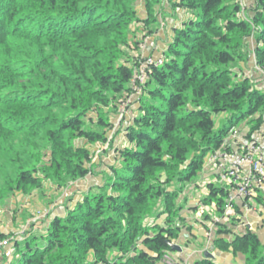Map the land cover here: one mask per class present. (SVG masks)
<instances>
[{"label":"trees","instance_id":"trees-1","mask_svg":"<svg viewBox=\"0 0 264 264\" xmlns=\"http://www.w3.org/2000/svg\"><path fill=\"white\" fill-rule=\"evenodd\" d=\"M137 1L0 0V161L2 167H16L14 184L4 172L9 192L39 188L40 175L66 185L89 174L88 145L105 137L85 130V120L92 122L90 112L100 115L116 95L137 86L133 76L141 58L130 60L121 50H139L132 39L142 23ZM156 3L143 0L149 16ZM171 9L174 17L178 10L191 17L172 28L161 64L145 69L127 147L117 149L122 166L110 169L105 185L111 192L88 191L63 217L51 218L40 238L14 240L3 250L1 264H13L14 251V264H165L175 231L143 229L142 219L161 198L170 218L177 192L167 194L165 187H182L195 177L232 127L246 119L256 124L249 122L251 131L261 125L262 116L254 119V114L264 110V90L252 78L233 80L228 67L242 59L239 51L249 50L247 40L253 36L255 63L264 72V0L244 7L238 0H174ZM153 21L143 22L147 27ZM222 113L226 120L217 129L213 115ZM21 137L29 150L13 158V144ZM35 139L49 146L46 160L37 145L31 146ZM209 189L221 217L226 190ZM231 220L235 224L236 218ZM217 225L224 233L226 226ZM217 245L227 247L225 240ZM230 248L245 256V264H264V247L247 229ZM196 264L215 263L205 259Z\"/></svg>","mask_w":264,"mask_h":264},{"label":"rangeland","instance_id":"rangeland-1","mask_svg":"<svg viewBox=\"0 0 264 264\" xmlns=\"http://www.w3.org/2000/svg\"><path fill=\"white\" fill-rule=\"evenodd\" d=\"M170 1L174 0H158V3L152 6L151 16L145 11L143 0L137 1L136 11L142 23L139 26L141 30L138 31L136 29L138 31H136L137 37L132 39L137 43L139 42V50L125 47H121V50H125L130 60L141 58V65L139 64L136 68L139 73L134 70V75L136 72L139 80H135L137 81V86L133 85L131 87V93L115 96L113 102L116 103V106L112 102L108 107H104L102 112L100 111V115L90 112L89 116L92 118V122L85 120V130L103 133L105 140L88 145L92 158L87 164L89 174L83 180L69 182L66 185L63 184L62 180L61 185H58L57 182L43 178L40 175L41 186L39 188H31L24 193L17 190L9 192L6 189L7 185L3 181L4 172L7 171L10 174V178H12L10 182L14 184L15 176L13 177V175H15L14 168L16 167L14 165L2 167V161H0V236H5L4 238L9 241L8 246L12 247L14 240L23 241L32 235L40 238L46 231L51 218L63 217L76 203L83 200L84 195L88 191L95 190L93 192L95 194H99L101 191L111 192L110 189L105 188V185L111 178L110 169H120L122 166V163L117 159V149L127 147V127L132 124L134 116L137 115L139 95L142 90L139 86L147 78L146 68L143 65L144 59L151 57L154 60H164V52L168 48V42L171 41L172 28L179 26L181 20L191 17V14L186 10H178L177 17H174ZM250 1L252 0H247L246 2L238 0L243 7L247 3L249 4ZM244 2L245 4L243 5ZM148 18L155 19V22L153 21L146 27L143 21ZM247 41L249 42V50L240 49L239 53H241L242 59H236L231 63L228 71L231 72L233 80L252 78L256 88L264 90V73L255 63L256 54L254 51L257 47L255 46L254 37L250 36ZM130 43L132 44V41ZM257 46L261 47V44ZM254 115V119H258L260 116L263 119L264 110L261 113L259 110ZM99 118H102L104 126L99 125ZM213 118L215 127L218 129L225 122L226 115L224 113L213 115ZM250 120L246 119L242 124H237L238 128H242L241 134H244L247 128H251ZM250 123L253 124L254 122ZM253 125L256 126L255 123ZM23 137L15 140L13 144L16 149V154H13V158H17V155L24 150H26L25 152L29 150V143L21 144ZM79 142L76 143L81 144ZM34 145H37V152H41V156H44L46 160L45 155L46 151L48 152L49 150V146L43 147V142L40 139H35L31 146ZM209 153L205 156L202 170L188 183L182 187L180 185L177 187L174 185L176 183L173 182L171 183V185H174L173 189L171 186L165 187L167 194L168 192L171 194L177 192L176 197L172 201V212L174 213L171 214V217L169 218L168 214L165 213L164 201L161 198L154 203L152 210L141 221L143 229L161 226L175 231L176 234L172 244L178 246L181 251L165 254L162 261L165 264H172L175 261L182 262V264H196V262L205 259L215 264H245V256L231 250L232 248L230 247H232L234 237L243 235L246 229L256 236L264 247V223L262 222V225L257 224L254 230L247 219L251 212L240 211L241 213L237 212L235 214L238 217L230 216V218L224 219L223 224L226 226L223 228L224 233L219 232L220 227L217 224L223 216L220 217L216 213L214 200H210L209 197V187L210 185L221 186L216 181V167L208 161ZM101 171H104L105 175ZM156 205L160 206L157 212L155 211ZM231 218H236L235 224H232ZM153 232V230H150L149 234L152 236L155 234ZM140 238L143 240V237ZM217 240H225L227 247L226 245L218 247ZM22 246L23 244L21 243L20 249ZM7 249L9 253L11 248ZM217 253L225 254V256L229 255L230 261L228 263L225 261L217 262L215 260ZM131 255L134 256V253ZM113 256H116L115 251L113 254L107 255L108 260H112ZM17 257L18 255L14 251L13 257L10 258L9 262L14 264Z\"/></svg>","mask_w":264,"mask_h":264},{"label":"built area","instance_id":"built-area-1","mask_svg":"<svg viewBox=\"0 0 264 264\" xmlns=\"http://www.w3.org/2000/svg\"><path fill=\"white\" fill-rule=\"evenodd\" d=\"M150 64L158 66L161 59H144L145 68ZM136 74L133 81L139 80ZM208 161L216 167V181L227 193L222 219L237 216V208L241 212H253L258 206L264 207V117L257 129L247 128L244 134L241 128L232 127L220 146L209 153ZM8 242L0 241V258Z\"/></svg>","mask_w":264,"mask_h":264},{"label":"crops","instance_id":"crops-1","mask_svg":"<svg viewBox=\"0 0 264 264\" xmlns=\"http://www.w3.org/2000/svg\"><path fill=\"white\" fill-rule=\"evenodd\" d=\"M257 208L258 210L251 212V214L247 218L248 222L251 223V226L253 227L254 230L257 224L262 225V222L264 223V207L258 206ZM239 213H241L240 210ZM223 220L224 219L221 218L220 223L223 224ZM215 260L220 263L224 261L228 263V261H230V256L229 255L225 256V254L217 253Z\"/></svg>","mask_w":264,"mask_h":264},{"label":"water","instance_id":"water-1","mask_svg":"<svg viewBox=\"0 0 264 264\" xmlns=\"http://www.w3.org/2000/svg\"><path fill=\"white\" fill-rule=\"evenodd\" d=\"M170 248L173 250V251H181L180 248L178 246H174L173 244H170ZM205 256H207V254H205Z\"/></svg>","mask_w":264,"mask_h":264}]
</instances>
